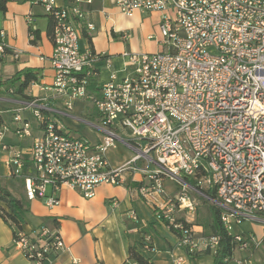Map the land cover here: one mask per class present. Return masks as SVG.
Segmentation results:
<instances>
[{"label":"built area","instance_id":"obj_1","mask_svg":"<svg viewBox=\"0 0 264 264\" xmlns=\"http://www.w3.org/2000/svg\"><path fill=\"white\" fill-rule=\"evenodd\" d=\"M21 1L41 6L52 20L53 52L48 59L55 76L45 89L62 100L67 110L79 100H90L105 132L93 144L86 136L65 130L50 115L53 109L47 103H27L35 108L42 132L26 151L13 148L9 161L12 176L24 181L26 197L54 206L60 202L58 191L65 186L93 198L100 185H119L121 173L134 169L152 181L142 188L150 199L166 195L164 178L180 185L168 206L154 208L155 218L178 234L177 247L185 252V256L172 255L171 264H184L187 258L204 253L215 255L219 247L218 236L198 235L177 218L178 211H196L190 190L219 208L225 230L237 243L235 251L263 246L264 0H112L128 17L138 10L162 13L161 50L125 52L127 74L118 78L112 72L98 96L89 94V85L98 75L99 64L110 67L111 58L80 44L95 29L81 4L94 0L62 5L57 0ZM27 21L32 23V14ZM4 37L2 30L1 56L7 51ZM130 37L128 31L121 36L123 40ZM23 110L18 108L14 117L20 138L32 135V124L21 115ZM120 128L129 132V139L120 138ZM7 131L8 125L0 126L3 148ZM119 140L135 153L128 163L112 168L106 152ZM26 159L31 163L27 173ZM140 160L147 168L137 166ZM151 164L157 168L149 170ZM49 187L53 192L47 195ZM211 191L214 197L208 194ZM118 204L114 198L112 205ZM130 217L138 219L133 211ZM245 219L261 223V237L236 230ZM14 244L35 264H45L52 255L69 250L60 232L48 227L35 237L18 232ZM247 259L240 264H248Z\"/></svg>","mask_w":264,"mask_h":264},{"label":"crops","instance_id":"obj_2","mask_svg":"<svg viewBox=\"0 0 264 264\" xmlns=\"http://www.w3.org/2000/svg\"><path fill=\"white\" fill-rule=\"evenodd\" d=\"M57 2L60 5L73 4L77 0ZM81 7L87 12V21L95 27L90 35L83 37L81 47L90 45L96 52L111 58L110 67H106L105 62L99 64L98 75L89 85V94L98 96L102 85L110 80L112 72H115L118 78L127 74L124 53L131 51L126 50L125 43L131 37L128 40L121 38L124 31L129 32L128 28L122 25L121 19L150 14L156 23L155 32H158L162 13L138 10L132 17H128L121 13L112 0H94L92 4L82 3ZM30 14L33 18L31 24L27 21ZM130 24L132 25V21ZM30 27L40 34L36 43L32 42L34 37L30 36ZM2 30L5 32L3 41L7 51L2 56L0 54V126L8 125L9 131L3 138V144L7 147L3 148L0 144V185L9 189L24 205L22 232L35 237L43 227L58 230L69 247L68 251L49 257L45 264H124L129 258L131 247H136L151 264H171L172 255L185 256V252L177 247L178 234L165 223L158 221L154 215L157 205L168 206L169 199L177 197L180 185L175 180L164 178L166 195L153 199L142 193V188L152 181L146 173L134 169L121 173L122 183L119 185H100L93 198H85L78 190L65 186L58 191L60 202L54 206L46 205L40 198L29 200L26 197L24 181L12 176L9 161L13 148L26 151L42 132L34 116L35 108L28 107L27 103H47L53 109L50 115L61 121L65 130L86 136L93 144L100 142L105 132L101 129L97 109L90 100H79L72 110H67L62 100L54 98L53 92L45 89L53 83L55 72L48 59L53 52L50 36L52 20L41 6L21 0L9 1L5 10L0 9V32ZM160 50L159 45L158 51ZM15 52H18L17 56ZM25 69L37 73L39 79L30 82L19 92L21 80L13 82L11 78ZM18 108L24 109L21 115L32 124L31 136L20 138L15 133L19 125L14 121ZM73 124H83L86 130H79ZM119 136L121 139H129V132L120 128ZM134 153L135 150L119 140L115 148L106 152V156L112 168H119L128 163ZM137 166L147 168L144 160L138 161ZM30 168V160L26 159L24 172H29ZM156 168L154 164L148 167L149 170ZM52 192V187H49L47 195ZM114 198L118 199V206L112 205ZM0 208L9 211L2 201ZM132 211L137 214V220L130 217ZM181 213H186V218H182L183 216L179 215ZM189 215L191 213L187 210L176 212L177 218L185 222L189 221ZM148 238L150 240H147ZM202 255L189 257L184 264H191L190 258L200 261ZM0 264H35L15 246L14 229L1 215Z\"/></svg>","mask_w":264,"mask_h":264},{"label":"rangeland","instance_id":"obj_3","mask_svg":"<svg viewBox=\"0 0 264 264\" xmlns=\"http://www.w3.org/2000/svg\"><path fill=\"white\" fill-rule=\"evenodd\" d=\"M131 21L132 25L130 24ZM121 23L125 26V28H128L131 34V38L125 43L127 46V51L135 53H142L144 51L153 53L159 50V41L162 39V36L159 31L155 32L157 29L156 23H154V18L151 17L150 14L146 13L141 17H132L130 19L124 18L121 19ZM150 34H153L154 36L152 39L149 38ZM126 63L127 58H125L124 66H126ZM73 125L79 130H86V127L83 124ZM182 177L184 178L185 176ZM179 191L180 188L177 193H179ZM189 196L196 205V211L189 215V221L186 220L190 225V228L194 229L198 235L212 234V212L218 207L211 199L205 197L197 191L190 190ZM179 215L183 216L182 218H186L187 216L186 213H181ZM236 230L246 236L254 235L258 238L261 237L263 233L261 223L248 219H245L242 224L237 226ZM201 257L202 258L200 261H195L192 258H190L189 261L191 264H213L214 255L212 253H205ZM245 258H248V264H264V245L257 248L252 246L250 249L236 250L234 253V258L230 260L228 264H240V260Z\"/></svg>","mask_w":264,"mask_h":264},{"label":"trees","instance_id":"obj_4","mask_svg":"<svg viewBox=\"0 0 264 264\" xmlns=\"http://www.w3.org/2000/svg\"><path fill=\"white\" fill-rule=\"evenodd\" d=\"M9 1H14V0H0V9L5 10L6 4ZM29 33L30 36L34 37L32 39L33 43H36V41L40 39L39 32L33 27L29 28ZM38 79L39 77L37 76V73H35L30 69L22 70L11 78L13 82L21 80V84L18 88L19 92L22 91L25 87H27L30 82L37 81ZM185 179L189 184L194 185L192 180L186 177ZM208 194L211 197H214V191L208 192ZM0 201L4 202L9 208V211L5 210L4 208H0V215L8 224H10L13 227L14 238H15L18 236V232L22 231V225L24 223L22 213L25 211L24 205L22 201L19 200L17 197H15L14 194L9 189L2 187L1 185H0ZM185 224L190 226L187 222H185ZM166 225L168 226V224ZM211 229H212V234L220 238L219 247L214 255L213 264H228L229 261L234 258V251L237 248V243L234 240L233 236L229 235L228 232L225 230L221 222V212L218 208H215L212 212ZM127 261H130L131 263L134 264H151L149 259H147L144 255H142L137 250L136 247L130 248V255Z\"/></svg>","mask_w":264,"mask_h":264}]
</instances>
